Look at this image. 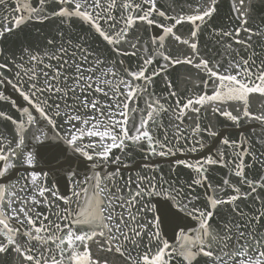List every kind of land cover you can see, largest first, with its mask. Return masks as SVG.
Wrapping results in <instances>:
<instances>
[{"label": "snow or ice", "instance_id": "6c2138e0", "mask_svg": "<svg viewBox=\"0 0 264 264\" xmlns=\"http://www.w3.org/2000/svg\"><path fill=\"white\" fill-rule=\"evenodd\" d=\"M0 264H264V0H0Z\"/></svg>", "mask_w": 264, "mask_h": 264}]
</instances>
